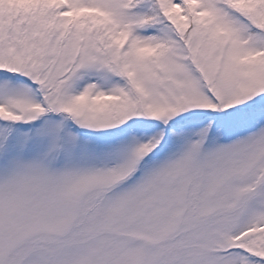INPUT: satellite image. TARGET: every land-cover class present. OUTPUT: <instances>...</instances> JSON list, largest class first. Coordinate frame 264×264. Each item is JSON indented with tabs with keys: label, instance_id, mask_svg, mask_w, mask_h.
Here are the masks:
<instances>
[{
	"label": "snow or ice",
	"instance_id": "snow-or-ice-1",
	"mask_svg": "<svg viewBox=\"0 0 264 264\" xmlns=\"http://www.w3.org/2000/svg\"><path fill=\"white\" fill-rule=\"evenodd\" d=\"M0 264H264V0H0Z\"/></svg>",
	"mask_w": 264,
	"mask_h": 264
}]
</instances>
